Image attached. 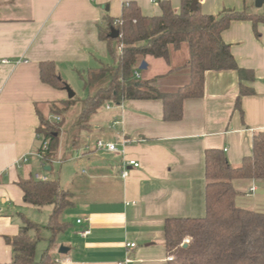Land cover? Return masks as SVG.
Segmentation results:
<instances>
[{
  "label": "crops",
  "instance_id": "obj_1",
  "mask_svg": "<svg viewBox=\"0 0 264 264\" xmlns=\"http://www.w3.org/2000/svg\"><path fill=\"white\" fill-rule=\"evenodd\" d=\"M126 1L0 0V263L12 257L5 237L15 235L34 208L24 201L17 181L39 174L58 177L72 202L61 214L68 226L50 247L55 264H117L126 256L134 264H168L165 219L204 215V151L219 148L237 167L251 151L254 132L264 128V22L255 31L251 21L233 20L221 38L238 65L254 72L248 83L254 93L241 97V110L235 107L236 71L208 70L203 95L184 100L178 121L163 120L159 99H127L100 107L90 117V130L75 141L74 120L62 124L52 160L61 167L56 173L48 172L52 164L44 169L37 156L42 143L36 133L38 112L54 120L53 107L68 97L65 89L40 80L39 64L53 61L69 83L71 72L86 73L105 63L107 44L98 38V25H104L106 15L120 17ZM133 1L144 15L160 12L159 0ZM180 1L170 0L175 10ZM254 1L198 0L197 9L213 17L227 11L264 14ZM144 61L147 67L139 76L157 78L162 90H174L188 80L182 68L188 62L185 44L171 51L169 62L150 56ZM79 110L71 115L76 117ZM99 140L116 144L118 151L98 146ZM129 160L139 166L128 165ZM233 185L237 206L264 212V193H255L264 181L235 179ZM84 229L90 230L85 237L79 234ZM130 242L135 246L127 247ZM61 246L67 251L60 252Z\"/></svg>",
  "mask_w": 264,
  "mask_h": 264
},
{
  "label": "trees",
  "instance_id": "obj_2",
  "mask_svg": "<svg viewBox=\"0 0 264 264\" xmlns=\"http://www.w3.org/2000/svg\"><path fill=\"white\" fill-rule=\"evenodd\" d=\"M190 4L191 0H181L175 10L170 0H159L160 12L144 15L139 5L130 0L123 3L120 17H104V25H98V38L106 42L112 62L102 63L85 75L79 74L85 89H95L81 99L80 110L71 125L75 128L73 141L79 139L81 132L90 130L91 115L107 102L159 99L163 120H180L184 100L203 95L204 73L208 70L236 71L239 84L235 107L241 110V97L254 93L248 84L254 80V72L238 65L220 32L233 20H249L256 31L257 24L264 22V14L244 10L213 17L198 9L191 10ZM111 28L119 31L116 38L110 37ZM183 44L188 52V62L182 67L187 71L186 83L167 91L158 87L157 78L136 77L135 72L140 71L138 67L147 56L169 62L171 51ZM39 77L56 89H65L67 85L51 60L40 62ZM74 102V96L62 99L58 101L60 107H53L52 111L61 116ZM38 117L36 133L42 142L47 141V149L42 151L41 144L38 151L43 152L41 160L45 166H51L63 122L47 119L40 112ZM204 175V215L169 217L164 221V244L171 256L168 264H264V212L237 206L233 185L235 179L264 181V128L254 132L251 151L237 167L230 165L223 150L206 149ZM17 184L25 202L38 208L51 205L52 209L45 224L24 217L18 232L5 237L12 247V257L0 264H55L50 247L56 235L68 226L61 220V214L72 204L70 192L62 188L58 177L36 179L29 175ZM42 228L50 231V246L36 260V243ZM185 237L189 243L183 246Z\"/></svg>",
  "mask_w": 264,
  "mask_h": 264
},
{
  "label": "rangeland",
  "instance_id": "obj_3",
  "mask_svg": "<svg viewBox=\"0 0 264 264\" xmlns=\"http://www.w3.org/2000/svg\"><path fill=\"white\" fill-rule=\"evenodd\" d=\"M255 9H256L255 6L252 7V10H255ZM256 10L263 12L264 11V5L262 7L257 8ZM104 62L107 63V64L111 63L110 56H109L108 59H104ZM93 66H96V65H93ZM92 69H97V68H92ZM142 71L143 70H140V72H142ZM85 72H87V71H85ZM80 73H82V75L86 74V73H83V72H80ZM67 78L69 80V83L67 82V85L74 92L75 102L67 109L69 113H66L65 116H64V119L62 120V122H63L62 124H64V125H69L70 121L72 119L74 120L75 115L73 117V115H71V113L74 110H76L75 112H77V110H79L81 99H83L84 96H86L88 91H89L88 89L84 88L83 79L81 78V76L76 71H74L73 73L71 72L68 75ZM104 83H105V80H104ZM100 110L102 111V109H100ZM52 167H53V170L52 171H48V172L49 173H52V172L56 173L57 170H59V167H61V163H58V164L54 163V164H52ZM39 169L42 172L45 171V170L42 169V167H40ZM49 212H50L49 205L42 206L41 208H35L34 207V208H32L29 211V214H30L29 215L30 216L29 219H31V220L43 225V224L46 223V221L48 219ZM56 236H58L57 238L60 237V235H56ZM49 237H50V231L45 229V228H42L40 230L39 237H38L37 243H36V250H35V258H36V260L39 259L41 254H42V252L46 248H48L50 246ZM57 241H58V239H57Z\"/></svg>",
  "mask_w": 264,
  "mask_h": 264
},
{
  "label": "built area",
  "instance_id": "obj_4",
  "mask_svg": "<svg viewBox=\"0 0 264 264\" xmlns=\"http://www.w3.org/2000/svg\"><path fill=\"white\" fill-rule=\"evenodd\" d=\"M120 46H121V45H120ZM4 61H5V60H4ZM135 75H136V77H140L138 72H135ZM60 119H61L60 116H58V115L54 116V120H56V121H60ZM41 144H42V145H41V146H42V151H45V150L47 149V141H44V142H42ZM97 145H98V146H103V145H105L106 148H107L108 150H110V151H114V152H117V151H118V147H117L116 144H114V143H104L103 141H100V140H99V141H97ZM37 156H38L39 158H42V157H43V152H39V151H38V152H37ZM127 164H128V165H132V166H134V167L139 166V163H138L137 161H135V160H129V161L127 162ZM127 174H128V171L126 170V168H124L122 175H123V176H126ZM34 178H36V179H47L46 176H44V175H39V174H35ZM254 189H255L254 186H252V187L250 188L251 191H253ZM76 222H77L78 224H80V223L82 222V219H77ZM89 233H90V230H89V229H84V230H82V231L79 232V234H80L81 236H83V237L87 236ZM188 243H189V239H188L187 237H185V238L182 240V244H186V245H187ZM126 246H127V247H134V246H135V243H133V242L126 243ZM168 259H171V256H168ZM117 264H134V263H133V261H132L129 257L126 256L123 260L118 261Z\"/></svg>",
  "mask_w": 264,
  "mask_h": 264
},
{
  "label": "water",
  "instance_id": "obj_5",
  "mask_svg": "<svg viewBox=\"0 0 264 264\" xmlns=\"http://www.w3.org/2000/svg\"><path fill=\"white\" fill-rule=\"evenodd\" d=\"M197 4H198V0H191V4H190V8L191 10H196L197 9ZM254 4L256 7H261L263 4H264V0H255L254 1ZM119 35V31L116 29V28H111V31H110V37L111 38H116L117 36ZM147 67V63L146 61H141L140 65H139V69L140 70H143ZM65 90L67 92V97L68 98H71L74 96V92L70 89V87L68 85H66L65 87ZM44 169H49L48 166L44 167ZM255 193L257 194H263L264 193V188L260 189H256L255 190ZM183 246H186V244H183ZM60 252L64 253L67 251V248L64 247V246H61L60 249H59Z\"/></svg>",
  "mask_w": 264,
  "mask_h": 264
}]
</instances>
